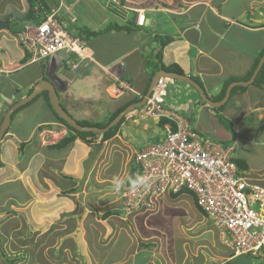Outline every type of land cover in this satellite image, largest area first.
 Returning a JSON list of instances; mask_svg holds the SVG:
<instances>
[{
  "label": "crops",
  "instance_id": "0c3cea01",
  "mask_svg": "<svg viewBox=\"0 0 264 264\" xmlns=\"http://www.w3.org/2000/svg\"><path fill=\"white\" fill-rule=\"evenodd\" d=\"M127 1L121 0V6H113L110 3L105 4L103 0H59L57 5L53 3L51 6L58 7L60 4L61 16L63 19L65 17L70 25L78 23L77 26L74 25L76 30L80 26L95 30L101 27V23L108 16L115 20L117 16L118 18L127 17L124 13L131 12L128 11ZM139 1L146 9V24L141 26L142 30L134 29L131 30L132 33L116 30L97 34L91 40L86 39L92 56L83 61L80 68L75 70V72L79 71L73 75L77 76L73 79L67 77L66 74L56 73L57 71L53 69L46 71L41 62L27 63L25 61V54L13 35L12 23L24 16L29 2L28 0H0V19L9 21V28L0 30V123L4 113L13 103L28 95L31 92L27 93L28 90L32 89L35 84L48 80L50 77L55 78L59 102L68 113V107L61 102L74 108L70 112L79 113L85 96L81 95L80 90L79 92L74 90L77 86L76 80L79 78L84 80L85 77L89 79L91 75L98 77L92 82L101 79L98 84L99 90L101 91L102 84L104 93L107 95L108 91L111 92L116 87L122 89L121 92L115 93L116 96L111 93L113 97H109V100L113 103V108L107 117L118 107L125 105L127 107L133 98H136L135 102H138L144 96V92L146 93L144 90H147L150 82L149 75L152 66L145 60L153 55V51L159 46V38L165 32L163 27L157 32V27L169 21L173 26L171 25L172 28L168 26L166 31H171L175 38L174 40L170 38L162 48L164 64H176L182 70V74L196 81L213 101L224 99L226 90L221 99H213V96H220L225 81L229 78H235V80L227 85L226 89L230 84L231 89L226 96L227 99L219 107L203 103L199 94L187 86L188 83L173 80V87L166 98V105L185 102L186 106H182L180 113L190 121L192 128L201 135L225 146H231L241 172L254 182L264 185V88L253 84L256 76L247 85H237V82L251 78L264 55V0H240L239 6L229 8L225 5L231 0H154L153 3H148L147 0ZM79 2H85L84 7L79 5ZM102 9L110 10V12L104 13ZM155 17H157L156 20ZM122 34L127 40L124 43L115 40L117 35ZM168 35L167 37H172L171 34ZM107 37L112 38L110 43L104 42ZM162 38L165 37L162 36ZM257 57L259 60L255 69L245 79L244 77ZM31 65H36L37 68H32ZM262 66H264V60ZM101 72L105 73V76L104 74L101 76ZM237 86L242 89H236L232 93V89ZM35 102H38L42 110L46 109L43 118L32 121L26 131L19 130L16 125L13 126L16 123L10 121L0 141V187L7 185L8 182L16 181L21 182L27 188L24 179L29 180L34 199L43 204L47 200L41 199L42 196L51 199L61 191L68 192L70 189V193L86 191L84 185L86 174L89 175L96 162L101 160V140L91 139V136L86 137V140L76 137L64 147L55 149L48 147L62 139L70 130L57 120L43 95L35 97ZM31 104L26 105L31 106ZM100 113V111H94L89 116L85 114L83 119H75L98 123L101 122ZM20 116L17 125L24 115ZM123 123L125 122L121 124ZM151 123L147 122L143 129L133 131L136 135H141L143 139L140 147L133 148L131 143L122 137L120 124L114 136L102 142L104 145L102 148L107 147L112 138H117L130 146L126 153L132 154L134 150L143 147L146 141L162 130L155 121ZM22 143L24 145L19 150V145ZM60 149H65V152H59L56 157L47 153L48 150L59 151ZM24 150H27V157L22 158ZM22 160L25 161L24 165L21 164ZM49 163L53 165L45 167ZM31 166L35 167L36 174L41 176V180L37 177L32 178V172L27 171ZM119 167L115 172H119L118 169L121 170L120 165ZM131 167L132 163H130L129 171ZM60 174H63L62 178ZM126 180L127 176L125 184ZM95 191H97L96 188H92L90 192ZM33 194L29 197L30 199ZM169 196H172V193L170 195L161 194L160 197ZM81 197L84 198L82 195ZM19 199L11 198L9 201L18 202ZM6 200L7 198L3 200L2 205ZM22 202L23 206L12 205L13 209L23 208L26 201L23 199ZM120 208L121 205L117 210L119 214ZM119 214L107 216L113 215L122 219ZM148 217L149 215L137 218L135 216L138 219L137 227L141 231L146 229L142 226L144 223L147 224ZM106 224L102 220L98 221L97 231L95 234L92 233L93 237L90 240L92 239L93 242L89 248L91 251H88L94 253L95 260L94 258L89 260V264H137L136 258L140 251L148 254L142 264H159L161 256L157 252L158 243L155 242L157 240L153 238V224H147L150 227L148 236L152 239L145 240L144 237L138 236L137 240L132 242L123 234L124 248L119 249V252H115L120 239L119 235H114L108 240L102 238L105 234L107 235ZM94 235L98 239L95 240ZM93 243L96 245L94 246ZM223 249L222 261L231 260L229 252L224 247ZM153 258H156L157 263ZM167 258L169 257L162 258L163 262L160 264H166ZM261 260L264 262V257Z\"/></svg>",
  "mask_w": 264,
  "mask_h": 264
},
{
  "label": "rangeland",
  "instance_id": "374dc122",
  "mask_svg": "<svg viewBox=\"0 0 264 264\" xmlns=\"http://www.w3.org/2000/svg\"><path fill=\"white\" fill-rule=\"evenodd\" d=\"M55 1L59 3V0ZM104 1L105 4L110 3L109 0ZM153 1L147 0L148 3H153ZM127 3H129L127 8L132 10L143 6L139 0H128ZM239 4L240 0H231L225 7L239 6ZM79 5L84 7L85 2H79ZM102 11L107 14L110 12V10L107 11L104 9ZM125 12L127 11L125 10ZM124 14L127 17L118 18L117 16L116 20L108 16L101 23V28L105 27L109 22L116 21L119 24L129 26L131 30H142V27L134 25L132 16L134 13L128 12ZM61 19L65 20L66 18L64 17L63 19V16H61ZM170 21L172 22V20ZM165 22V24L162 23L157 27L156 31L159 32L161 27H163L166 33L163 32L161 37H167L169 36L168 34H171L172 37L170 38L174 40L175 36L172 35V32L166 31L167 27L169 26L170 28L172 24L169 21ZM74 25L77 26L78 23H74ZM74 25H70L69 31L76 32ZM91 31H95L97 35L99 30L91 29ZM123 33L128 35L132 31ZM96 35L90 36L89 40ZM115 40L120 43L127 41L124 34L117 35ZM111 41L112 38L107 37V40L104 42L110 43ZM31 67L37 68L36 65H31ZM55 71H57L56 73L66 74L67 77L74 79L77 76L73 75L77 74L79 70L77 72L70 71L62 66ZM102 74L105 76V73L101 72V76ZM96 78H98L97 75H91L89 79L85 77L84 80L82 78L76 80L77 86L74 90L77 92L80 90L81 95L85 96V100L83 99V104L80 107L81 111H78L79 113L70 112L74 108L67 106L64 102L61 103L68 107L69 113L76 119H83L85 114L89 116L94 111H100L101 122L104 123L109 111L113 108V103L109 100V96L104 93V86L102 84L101 91L99 90L100 87L98 84L101 79L92 82ZM187 86L193 88L191 85L187 84ZM97 91L99 92L97 93ZM60 93L59 97H61ZM114 96H116L115 93ZM213 97L218 99L219 96ZM34 100L28 103H32L31 106L24 105L13 113L11 122L16 123L13 126L16 125L21 131H26L27 126L32 121L42 119L45 115L46 109L42 110L38 106V102L34 103ZM229 103H231L230 99ZM182 106L185 107L186 103L174 104L171 107L181 111ZM20 115H24L25 118L23 116L22 121L17 125V120ZM89 121L86 123L90 125L100 123H92ZM123 121L125 123L121 124L122 127L120 128L122 137L131 143L133 148L140 147L143 139L141 135H136L134 130H141L144 124H147V122L152 124L151 122L154 120L150 118L142 119L140 115L128 113L123 117ZM100 136L101 134H98L97 137L92 136L91 139L95 137L100 140ZM156 136L158 137L160 135L157 133ZM148 144L149 140L143 146ZM102 145L103 143L101 141V160H98L89 175L86 174L87 177L85 176L87 179L85 178L86 183L84 182V185L87 190L84 192L70 193L69 191H61L51 199L47 196H42L41 199L47 200L43 204L34 199V194L31 191V187H29V180L24 179L27 188L21 182L16 181L8 182L7 185L0 187V264H89V260L95 257L93 252H89L91 251L89 250L91 242H93L90 238L96 233L98 221L100 220L107 223L105 228L107 235L105 234L102 237L103 240H108L114 237V235H119L120 239L117 242L118 246L115 252H119V249L124 248V241H122L124 235L129 240L131 239L132 242H135L138 236L144 237L145 240L152 239L148 236L150 227L147 225L151 223L153 224V238L158 243L157 252L161 256L160 262H163L162 258L169 257L166 259V264L221 263L224 249L219 240L218 230L195 205L189 193L151 201L147 197L145 203L140 208H136L135 212H127L126 214L124 211H121L119 215L122 219H119L118 216H107V213L119 210L120 205L124 204L121 191L124 190V181L129 174L128 171L132 154L126 153L130 146L119 141L117 138H112L105 148H102ZM59 152H65V149L47 151L53 157H56ZM24 157H27V150H24L22 158ZM21 164L24 165L25 161L22 160ZM52 165V163H49L45 167H51ZM119 165L121 166V170L118 169L119 172H115L116 168H120ZM27 171L32 172V178L37 177L38 180L42 179L41 176L36 174L34 166L29 167ZM60 175L62 178L63 174ZM92 188H96L97 191L91 193ZM77 190L80 191V189ZM31 194H33L32 199L29 198ZM5 198L7 200L2 205ZM11 198L15 200L20 199L18 202H11L9 201ZM23 199L26 201V204L20 209L23 204ZM12 205H19L20 207L13 209ZM147 215H149L147 224L144 223L142 226L143 229L145 227L146 229L141 231L137 227L138 219L136 218ZM83 226L84 228H82ZM94 238L95 240L98 239L95 235ZM93 244L94 246L96 245L95 243ZM91 249L93 250V248ZM146 256H148L146 252L140 251L136 258L137 264H142ZM153 260L157 263L156 258H153ZM253 261L254 264H258L256 258Z\"/></svg>",
  "mask_w": 264,
  "mask_h": 264
},
{
  "label": "built area",
  "instance_id": "2783aa9c",
  "mask_svg": "<svg viewBox=\"0 0 264 264\" xmlns=\"http://www.w3.org/2000/svg\"><path fill=\"white\" fill-rule=\"evenodd\" d=\"M59 5L46 12L35 4L36 20L15 23L12 32L27 63L41 62L46 71L62 66L75 71L92 55L86 41L68 31ZM172 87L170 79L159 77L145 103L132 112L162 122V130L154 146L133 151L130 163L137 178L121 191L122 210L135 212L147 197L151 201L161 194L188 192L232 257L245 255L264 264V185L241 172L231 146L195 132L190 121L171 107L174 104L166 105Z\"/></svg>",
  "mask_w": 264,
  "mask_h": 264
},
{
  "label": "trees",
  "instance_id": "16d2710c",
  "mask_svg": "<svg viewBox=\"0 0 264 264\" xmlns=\"http://www.w3.org/2000/svg\"><path fill=\"white\" fill-rule=\"evenodd\" d=\"M29 2V7L27 9V12L24 14L23 17H20L18 19H16L17 21H13L12 25H14L15 23H18V22H22V21H25V20H36V17L34 16V12H33V6L35 4H38V6L40 7L41 11H46V12H49L50 11V8H51V4H57L55 0H28ZM113 5V4H112ZM129 9V8H128ZM128 11H131L133 12L132 9H129ZM67 21V20H65ZM68 22V21H67ZM146 24V23H145ZM144 26V25H143ZM69 27H70V24L68 22V26H67V29L69 31ZM101 29H103V31H101ZM98 32L97 34H101V33H109L111 31H116V30H124V31H127L129 32L131 30V28L127 25H122V24H119L117 23L116 21H113L112 23L110 24H107L105 27L103 28H98ZM72 35L76 36V37H79L81 39H89L90 36H93V35H96V32L95 31H91L89 30L87 27H84V26H80L76 32L74 31H69ZM169 39L170 37H165V38H162L160 37L159 38V43H158V48L156 50L153 51V55L150 56L148 59H146V63H148L150 66H152V70H151V73H150V79L151 77L153 76V74L162 69V70H165L167 72H175V73H178V74H182V70L176 65V64H164L163 62V58H162V48L164 45H166L168 42H169ZM261 55V53H259ZM260 57V56H259ZM259 57H257L250 69V71L246 74V76L244 77L245 79L248 78L253 70L255 69L257 63H258V60H259ZM149 79V81H150ZM235 78H229L228 81H225L224 82V85H223V89L221 90V94L220 96L218 97V99L222 98L223 96V93L224 91L226 90V87L227 85L231 82V81H234ZM254 85H257V86H260L262 88H264V66L261 67V69L258 71L256 77H255V80L253 82ZM194 89V88H193ZM236 89H242V87H234L232 89V93L234 91H236ZM32 89L30 88L28 90L27 93H29ZM146 91V89L144 90ZM145 93V92H144ZM39 95H43L44 97V100L45 102L47 103V105L49 106L50 110L52 111V113L56 116L57 120L62 123L63 125H65L70 131H68L64 137L62 139H60L58 142H56L55 144H51L49 145L48 147H52V148H60V147H64L66 146L67 144H69L71 141L75 140L76 137H79L83 140H86V137L88 136H96L97 134L96 133H93V132H81V131H77L75 129H73L72 127H70L63 119H61L60 117H58V115L52 110L51 108V105L49 103V99H48V93L46 91H43L41 92L40 94L36 95L35 97H38ZM35 97L32 99L34 100ZM213 99H216V98H213ZM31 100V101H32ZM137 99L136 98H133L130 102H135ZM30 101V102H31ZM28 102V103H30ZM203 102V101H202ZM26 103V104H28ZM204 103V102H203ZM25 104V105H26ZM24 106V105H23ZM126 106V105H125ZM118 107L117 109H115L114 111H112L110 113V115L106 118V121L103 123V122H100L99 124H94V125H90L88 123H86L87 121H84V120H77V122L81 125H89V126H99V127H104L106 126L122 109H124V107ZM22 107V106H21ZM20 108V107H19ZM18 108V109H19ZM18 109H16L14 112H16ZM13 112V113H14ZM13 113L11 114V117H10V121L12 120V116H13ZM123 121V117L121 118V120L119 121V123H117L116 125L110 127L106 132H104L103 134H101V140H107L109 138H111L112 136H114V134L116 133V131L118 130V127L119 125L122 123ZM162 123V122H161ZM161 125V124H160ZM23 143L19 145V150L22 149L23 147ZM134 172H135V166L132 165V167L130 168V171H129V174H128V177H127V184H131L133 183L135 180H136V176L134 175ZM69 192H71V189L69 190ZM121 211L122 210V206L120 208ZM119 211H113V212H110L108 213L107 215L109 214H119L118 213ZM142 244V243H141ZM226 264H232L230 261L226 262Z\"/></svg>",
  "mask_w": 264,
  "mask_h": 264
},
{
  "label": "water",
  "instance_id": "95a60500",
  "mask_svg": "<svg viewBox=\"0 0 264 264\" xmlns=\"http://www.w3.org/2000/svg\"><path fill=\"white\" fill-rule=\"evenodd\" d=\"M8 28H9V21L0 19V30L1 29H8ZM263 60H264V55H263L262 59L259 61V63L257 65L256 69L254 70L251 78L247 81H243V82H239V83L237 82V85H240V84L247 85V84L251 83L254 80V77L256 76L257 72L261 68ZM52 68H50V70ZM159 77L175 79L177 81H182V82H186V83L190 84L195 89V91L199 94L201 100L203 102H205L208 106H212V107H219L220 105H222L225 102V100L227 99L226 96L229 94V91L231 89V87H230L231 84H230L229 87L226 89V95H225L224 99H221L219 101H213L208 96V94L205 92V90L196 81H194L190 77H188L184 74H178L175 72H167L165 70L160 69L153 74V76L149 82L146 94L141 100H139L138 102H134V103L129 104L127 107H125L123 110H121L106 126L99 127V126L81 125L77 122V120L73 116H71L66 110H64V108L60 104L58 96H57V88L58 87L54 81L55 78L50 77V79H48V80H43V81H40L37 84H35L31 90V92L28 95L20 98L19 100H17L15 103H13L7 109V111L3 115V118H2L1 123H0V141L3 138L5 132H6L8 126L10 124L11 114L16 109H18L19 107L30 102L36 95L40 94L43 91H46L48 93V99H49V103L51 105L52 110L58 115V117L63 119L70 127H72L73 129H75L77 131H81V132H93L96 134H103L110 127L116 125L125 114L129 113L133 109L144 104V102L146 101L148 95L152 91V89L155 86L156 81ZM231 262L233 264H252L251 259L245 255L235 256L231 259Z\"/></svg>",
  "mask_w": 264,
  "mask_h": 264
},
{
  "label": "clouds",
  "instance_id": "9594fccd",
  "mask_svg": "<svg viewBox=\"0 0 264 264\" xmlns=\"http://www.w3.org/2000/svg\"><path fill=\"white\" fill-rule=\"evenodd\" d=\"M110 1V0H109ZM140 2V1H139ZM110 4L112 5L113 4V6H121V0H118V3H113L112 1H110ZM138 9H136V10H133V13H135L133 16H134V18H133V21H134V23H135V26H137V27H141V26H143V25H145V23H146V21H145V18H146V9H145V7H137ZM137 14V15H136ZM142 18V19H141ZM25 61H26V58H25ZM157 72V71H156ZM152 78V77H151ZM165 78V77H164ZM167 79H170V78H167ZM151 80V79H150ZM158 80V79H157ZM172 82H173V80H175V79H170ZM157 82V81H156ZM182 82V81H181ZM117 88V87H116ZM115 88V89H116ZM148 88V87H147ZM115 89H112V91H114L115 93L117 92ZM171 90H172V88L170 89V92L169 93H171ZM147 91V90H146ZM108 95H109V97H111L112 95H111V93H110V91H108ZM145 94L146 93H144V96H145ZM143 96V97H144ZM113 97V96H112ZM142 97V98H143ZM141 98V99H142ZM145 103V102H144ZM142 106V105H141ZM140 107V106H139ZM139 107H137V108H139ZM137 108H135V109H137ZM135 109H133L132 111H130L129 113L130 114H132V115H134L132 112L135 110ZM123 110V109H122ZM128 114V113H127ZM125 116V115H124ZM123 116V117H124ZM121 120V119H120ZM123 122V121H122ZM119 123V122H118ZM160 124H162L161 122L158 124L159 126H160ZM90 137V136H89ZM113 137V136H112ZM110 139V138H109ZM102 141V140H101ZM103 141H105V140H103ZM102 141V142H103ZM102 146H104V145H102ZM188 192H179V193H172V196H175V195H183V194H187ZM190 194V193H189ZM168 195H170V194H168ZM191 196V195H190ZM191 198H192V196H191ZM160 199V198H159ZM193 199V198H192ZM193 202H194V200H193ZM229 255H231L230 256V258L232 259L233 257H235V256H233L232 257V254H230L229 253ZM250 258V257H249ZM251 259V258H250ZM228 261H230L231 262V260H228ZM228 261H225V263H219V264H226V262H228ZM251 262H253V260L251 259ZM232 263V262H231ZM233 264V263H232ZM252 264H254V262L252 263Z\"/></svg>",
  "mask_w": 264,
  "mask_h": 264
},
{
  "label": "bare ground",
  "instance_id": "6f19581e",
  "mask_svg": "<svg viewBox=\"0 0 264 264\" xmlns=\"http://www.w3.org/2000/svg\"><path fill=\"white\" fill-rule=\"evenodd\" d=\"M142 19V18H141ZM110 93H112L113 95H114V91L112 92H110ZM195 132H197V133H199L198 131H196V130H194ZM160 136H161V133H158ZM200 134V133H199ZM98 136V134L95 136V137H97ZM160 136H155L154 138H153V141L150 139L149 140V144L148 145H145L144 147L146 148V147H150V146H154L155 145V142H154V140H157L158 138H160ZM94 137V138H95ZM100 138H101V136H100ZM101 140V139H100ZM171 193V192H170ZM202 211V210H201ZM202 213H203V211H202ZM204 214V213H203Z\"/></svg>",
  "mask_w": 264,
  "mask_h": 264
}]
</instances>
